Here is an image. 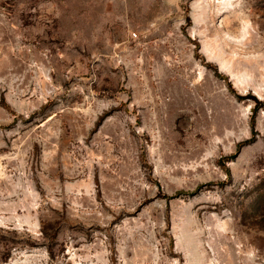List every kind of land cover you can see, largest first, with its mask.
Instances as JSON below:
<instances>
[{
  "label": "rangeland",
  "instance_id": "374dc122",
  "mask_svg": "<svg viewBox=\"0 0 264 264\" xmlns=\"http://www.w3.org/2000/svg\"><path fill=\"white\" fill-rule=\"evenodd\" d=\"M0 264H264V0H0Z\"/></svg>",
  "mask_w": 264,
  "mask_h": 264
}]
</instances>
